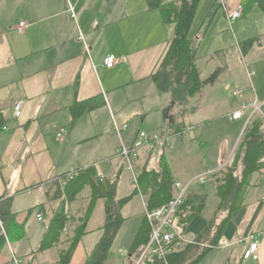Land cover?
<instances>
[{"label":"crops","instance_id":"crops-1","mask_svg":"<svg viewBox=\"0 0 264 264\" xmlns=\"http://www.w3.org/2000/svg\"><path fill=\"white\" fill-rule=\"evenodd\" d=\"M177 1L180 0H0V112L6 120V128L0 133V200H10L12 213L17 214L19 223L23 224L22 230L10 234L9 245L0 255V264H15L18 259L23 264L59 263L62 251L70 246L68 239L74 236L87 213L93 188L86 184L75 200L69 202L65 194L61 199L56 198V181L72 169L94 168L99 162L94 160L95 147L90 146L98 143L102 151L110 137L117 139L113 134L112 118L126 121L145 114L146 109L140 102L146 94L153 102L151 110L156 116L170 107L171 118L164 123V136L193 125L195 142L206 148L213 141L216 149L205 158L204 168H200L198 162L195 171L192 157H186L181 150L190 147L183 141L174 154L173 145L170 150L162 146L144 149L136 161V170L141 177L139 191L131 187V175L117 156L109 164H103L106 175L103 184L94 168L90 179H98L105 191L101 197L97 195L87 234L80 243L94 232L100 233V237L89 252L76 253L79 243L70 264H85L101 238L103 232L99 229L105 222L106 195L112 192L114 201H120L117 190L123 173L129 174L127 189L141 202L137 214L140 218L134 214L122 215L125 222L134 217L139 220L128 253L120 250L127 262L134 259L129 253L130 248L144 224L145 206L149 207L153 195L154 187L145 181L146 174L161 173L165 163L174 182L186 183L207 170L218 168L234 151L237 155L232 167L219 178L206 184H194L190 189L187 199L191 203L187 213L192 207L202 209L184 232L194 242L211 224L205 239L209 243L231 215L220 240L228 245L219 244L200 264H264V168L250 177L244 175L246 140H257L264 135V14L258 8L257 0L199 2L190 39L197 50L200 79L206 72L207 79L218 85L227 74L230 81L225 84V90L235 81L242 85L240 89L248 88L240 95L242 99L225 114L224 106L219 104L223 88L208 91L199 102L198 93L178 101L172 92H168L173 98L166 105L160 95L165 93L152 79L166 57L175 33V26L164 22L160 8ZM216 6L223 12L222 24L234 31L229 33L228 29L220 28L212 33L217 15L210 26L205 27L208 15ZM238 8L242 10L241 18L231 22L228 15ZM200 10L207 11V18L195 28ZM22 22L28 27L19 32ZM109 56L116 59L111 69L104 65ZM212 58L218 63L216 77L207 67L206 60ZM201 62H205V66ZM250 71L254 72L251 79ZM95 98L98 106L81 111L74 122L71 111L74 103ZM18 102H22L23 107L21 117L16 119L14 106ZM254 102L262 105V109L251 123H248L251 108L242 119H231L242 103ZM191 118L197 122L194 124ZM63 128L67 133L61 142L57 134ZM104 135L109 138L107 142ZM132 137L125 142H131ZM228 176L234 182L225 189ZM225 191L227 193L223 195ZM64 200L65 213L70 219L69 231L62 234L56 246L40 251L53 213ZM236 204L238 207L232 212ZM38 214L44 215V222L38 221ZM96 218V226H93ZM255 240L259 245L258 260L244 259L246 250Z\"/></svg>","mask_w":264,"mask_h":264},{"label":"trees","instance_id":"trees-1","mask_svg":"<svg viewBox=\"0 0 264 264\" xmlns=\"http://www.w3.org/2000/svg\"><path fill=\"white\" fill-rule=\"evenodd\" d=\"M199 2L200 0H180L164 5L160 8L164 22L166 24H173L175 26V33L170 49L161 63L157 73L152 76V79L156 82L161 92H172L175 99L178 101H184L185 98L195 96L202 87V81L196 65L198 54L197 50L193 46L192 39H190V32L196 17ZM257 6L264 14V0H257ZM79 81L78 77L75 83L76 89L79 86ZM97 102V98L82 103H78L76 101L71 108L73 121L75 122L79 113L84 111L86 108H96L98 106ZM5 126L6 120L0 112V133L5 130ZM252 140L253 141H249V139L246 140L247 149L244 158V175L246 178L264 168V164L260 163V159L262 158L261 156L264 155L263 136L260 139ZM93 169L94 168H89L86 171L77 169L74 179L67 183L64 188L57 181L55 183L57 188L56 198L61 199L65 194L67 197L66 199L69 202L75 200L76 196L83 191L86 184H90L93 188V199L86 215L81 221L82 224L76 229L74 236L68 239L70 246L66 250L62 251L58 264H70L78 244L87 234V224L96 207L98 200L97 195L101 197L102 193L105 191V187L101 186L98 179L97 181L94 177L90 179V174H93ZM144 179L154 187L153 195L149 204V208L151 210L168 203L173 198V188L175 182L165 163L162 164L161 173H148ZM226 180V186H224L225 189L231 186L234 182V179L231 176H228ZM226 193L227 192L225 191L222 194L225 195ZM106 196L108 200L105 206V222L103 227L99 229L103 233L94 250L87 257L85 264H107V261L112 253L113 244L125 222V219L121 214V209L126 203L130 202L133 197V195H131L116 203L112 192H108ZM65 202V200L62 201L59 208L53 213L48 233L42 242L40 251L48 250L56 246L60 242L62 234L69 231L68 222L70 219L65 213ZM189 203L191 202L187 199L178 213L177 226L182 230V232L185 231L192 218L197 216L202 209V207H192V211L187 213ZM237 207L238 205L236 204L231 209L232 212H234ZM26 216L28 217L29 213ZM18 217L19 216L17 214L12 213L11 211L10 200L1 199L0 221L3 223L5 233L0 227V255L7 245V239L10 237V234L12 233L13 235L14 230H22L23 228V224L19 223ZM230 219L231 215H229L221 224L217 235L209 243H207L205 239H207L206 237L211 229V224L194 240V242L187 244L180 251L171 254L166 261H155L153 264H200L211 251L219 246L222 233ZM149 238L150 226L145 220L130 248L129 253L131 257L136 258L138 256L139 248L142 245L147 244L149 242ZM124 264H132V261L128 260Z\"/></svg>","mask_w":264,"mask_h":264},{"label":"built area","instance_id":"built-area-1","mask_svg":"<svg viewBox=\"0 0 264 264\" xmlns=\"http://www.w3.org/2000/svg\"><path fill=\"white\" fill-rule=\"evenodd\" d=\"M242 10L238 8L232 11L228 15V19L234 22L241 18ZM27 23L22 22L19 27V32H23L27 28ZM116 59L114 56H109L105 59L104 65L111 69L114 67ZM249 78H253L254 72L250 71L248 74ZM248 91L247 89H239L234 92L235 96L243 95ZM23 103L18 102L14 106V118L18 119L22 115ZM252 109V115L250 116L248 123H251L254 116L261 113L262 106L254 102L252 104L242 103L238 111H236L231 119L233 121L240 120L244 117L245 112L248 109ZM247 126V125H246ZM194 129L193 126H187L183 130L177 131L172 135L150 136L145 132H140L136 136H133L131 142L127 143L123 139L125 133L129 130V125H119L115 122L114 124V136L119 140V147L116 152V156L123 161V167L131 175L130 184L139 191L140 188V175L136 170V161L140 158L141 153L144 149H150L156 146H162L165 150H170V139L185 141L189 138V133ZM246 130V129H245ZM67 129L63 128L57 134L58 139L63 142ZM264 139V135H263ZM236 156L234 154L221 164L216 169H210L204 173L198 175L194 179L186 183L175 182L173 188V198L166 204L150 209L145 206V220L150 226V238L149 242L142 245L138 250V256L133 259L132 264H153L155 261H166L167 258L174 252L180 251L187 244L192 243L187 238L185 232L177 226L178 213L182 206L187 200L188 194L192 186L196 183L206 184L209 180L219 178L226 169L233 166ZM110 161L99 162L94 164V168L97 171V177L103 184L105 182V172L102 169L103 164H109ZM260 163L264 164V155L260 159ZM77 169L70 170L64 177L58 179V183L64 187L67 183L72 181L75 177ZM37 219L40 222L45 221L43 214H38ZM0 227L5 233L3 223L0 221ZM220 246H227L228 243L223 241L219 243ZM259 245L255 240L249 245V248L244 254V259L258 260ZM20 260H16L15 264H21Z\"/></svg>","mask_w":264,"mask_h":264},{"label":"rangeland","instance_id":"rangeland-1","mask_svg":"<svg viewBox=\"0 0 264 264\" xmlns=\"http://www.w3.org/2000/svg\"><path fill=\"white\" fill-rule=\"evenodd\" d=\"M219 5H220V3H219ZM220 10H221V8H218V6H216L211 11L210 15H208L209 17H208V20L206 22L205 27L210 26V24H211L210 22L217 15V19L214 21V25L211 28L212 33H214L216 30H218L220 28H223L224 31H226V29H228L229 33L234 31L229 26L226 27L222 24V21H224V18L222 16L223 12H222V10L221 11ZM206 16H207L206 10H203V12L201 10L199 11V13L197 15V22H196L195 28L196 27L198 28V25H201L203 20H206L205 19V18H207ZM192 36H194V33H192ZM206 61H208L207 67L209 70L212 69V72L214 73V77L218 76L216 74V71L218 68L215 67L218 64L216 58L208 59ZM201 63L204 64V66H205V62H201ZM208 69H206V70H208ZM201 81H202V87L200 88V91L196 95V96H198L197 102L204 99L206 97L208 91L213 90V89L215 90V88H218V91H219L220 89L222 90V88H223V94L219 97V104H222L224 106V109H225L224 112L226 114L227 109L234 107L238 103V101L240 99H242V96H238V97L234 96L235 90L236 91L239 90L240 86H242L240 84L237 85L236 81L233 83L230 82L231 85H228L230 87H228L225 90V86H227L225 84L228 81H230V78L227 76V74L222 76V80L220 81V84H218V85H216L217 83H213V81H211L210 78L207 79L206 72L202 76ZM235 83H236V85H235ZM227 84H229V83H227ZM214 85H216V86H214ZM160 95H162L161 96L162 99L164 101H166V105H167V102L169 101V99L173 98L171 93H168V94L165 93V94H160ZM146 96L147 97L146 98L144 97L145 99H143V101L140 102V105H144V108L146 109L145 114H142L143 117L142 116H135V117H131V118L127 119L126 121H120L115 117H114L115 120L112 118L113 129H114L115 122L119 125H129V132L123 136V139L125 141H127V139L131 135L136 136L140 132H145L146 134H148L150 136H154V135L164 136V134H163V132H165L164 123H168V121L171 118L170 112H169L170 107H167V109H166L167 111L165 113L162 112L161 114L156 116V113H154L151 110V108L154 107L153 102H151V100H150L151 98L148 97L147 94H146ZM163 100L161 101V103H164ZM137 120H138V123H137ZM194 121H196V120L191 118V122L194 123ZM189 126H193V125H189ZM222 128H223V125H222ZM194 131L196 132L195 128L189 133L188 140L183 141V143L190 145V147L189 148L182 147L181 150L183 151V153L185 154L186 157H192V159H193L192 161L195 162V164H196L195 168L193 169L195 171L198 169V166H197L198 162L200 164V168H202V169L204 168L203 166L206 163L205 158L209 157L212 154L213 149H216V143H214L213 141H210V144L206 148H202L194 140L195 139L194 138V136H195ZM103 139L105 142H107L109 140V138L106 135L103 136ZM110 139L111 140H110L109 144L102 151H101L98 143L90 146L91 148L95 147V148H93V149H95V153H94L95 155H93V156H95L94 160L96 162H106V161L111 162L112 158L114 156H116L117 149L120 145L119 140L115 139L114 137H110ZM206 140H209V139L207 138ZM169 142H170L171 146L173 145V149H176L179 145L182 144L181 141L174 140L172 138L170 139ZM177 150L178 149H176L174 152H172V154H174ZM232 154H234V156H236L237 151H234ZM187 160H190V159H187ZM189 163H191V161ZM128 177H129V174H127V172L123 173L121 176V180L119 182V187L117 190V196H118L117 199L118 200H123V199H125L126 196H130V195L134 194L133 192H129L130 189H127V187H128L127 186V178ZM181 183H184V182H181ZM196 184H198V183H196ZM131 187H133V186H131ZM140 210H141V202L139 201V198L136 195H133L130 202L126 203L121 209L122 215L125 217H127L131 214H134L135 216H137V214L140 213ZM136 218H140L139 215ZM97 219L98 218H96V220L93 222V226L94 225L96 226ZM138 221L139 220L135 219V217H134L133 219L127 220V222H124V224L122 225L120 232H119V234H118V236H117V238L113 244L112 253H111V255L107 261V264H124V262L126 260L124 258H122V256L120 255V250L123 249L125 251V253H128L129 242H130V239L132 238V236L134 235V232L136 230L135 227H136V224L138 223ZM99 237H100V233L98 234V232H94V233H91L90 235H88L82 241V243H80L77 251L75 250L76 253L80 254V253H82V251H88L89 252L94 247V244ZM9 239L7 240V246L9 245V242H10ZM7 252H8V250L5 249L4 253L7 254ZM18 260H20V259H18ZM21 264H23V263H21Z\"/></svg>","mask_w":264,"mask_h":264}]
</instances>
